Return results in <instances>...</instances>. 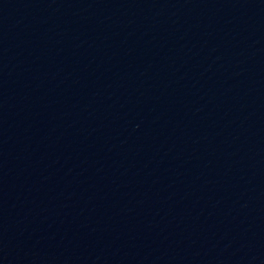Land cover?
Listing matches in <instances>:
<instances>
[{"label":"water","instance_id":"1","mask_svg":"<svg viewBox=\"0 0 264 264\" xmlns=\"http://www.w3.org/2000/svg\"><path fill=\"white\" fill-rule=\"evenodd\" d=\"M0 264H264V0H0Z\"/></svg>","mask_w":264,"mask_h":264}]
</instances>
